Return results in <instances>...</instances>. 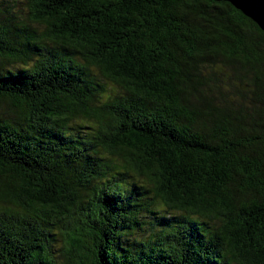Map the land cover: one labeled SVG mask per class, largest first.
I'll return each instance as SVG.
<instances>
[{
  "label": "trees",
  "instance_id": "16d2710c",
  "mask_svg": "<svg viewBox=\"0 0 264 264\" xmlns=\"http://www.w3.org/2000/svg\"><path fill=\"white\" fill-rule=\"evenodd\" d=\"M0 0V264H264V33L213 0Z\"/></svg>",
  "mask_w": 264,
  "mask_h": 264
},
{
  "label": "water",
  "instance_id": "95a60500",
  "mask_svg": "<svg viewBox=\"0 0 264 264\" xmlns=\"http://www.w3.org/2000/svg\"><path fill=\"white\" fill-rule=\"evenodd\" d=\"M227 2L254 22L264 33V0H213Z\"/></svg>",
  "mask_w": 264,
  "mask_h": 264
},
{
  "label": "rangeland",
  "instance_id": "374dc122",
  "mask_svg": "<svg viewBox=\"0 0 264 264\" xmlns=\"http://www.w3.org/2000/svg\"><path fill=\"white\" fill-rule=\"evenodd\" d=\"M17 9H18V10L20 9L21 12H22L24 15L27 14V9H26V7L24 6V0H19V5H18Z\"/></svg>",
  "mask_w": 264,
  "mask_h": 264
}]
</instances>
